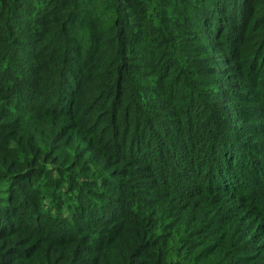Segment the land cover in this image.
<instances>
[{"label": "trees", "instance_id": "1", "mask_svg": "<svg viewBox=\"0 0 264 264\" xmlns=\"http://www.w3.org/2000/svg\"><path fill=\"white\" fill-rule=\"evenodd\" d=\"M161 5L264 58L245 0H0V264H264L250 127L161 122L147 93L179 33Z\"/></svg>", "mask_w": 264, "mask_h": 264}, {"label": "rangeland", "instance_id": "2", "mask_svg": "<svg viewBox=\"0 0 264 264\" xmlns=\"http://www.w3.org/2000/svg\"><path fill=\"white\" fill-rule=\"evenodd\" d=\"M200 1L205 3L208 0ZM245 2L252 8L261 10L255 15L256 22L259 19L264 23V0H245ZM171 8L166 10L165 5L159 8L167 13L168 18L174 20L179 31L173 40L175 50L167 55L171 58L169 62L171 68L161 67L163 62L156 67L157 70H165V73L169 70L170 76L164 79L167 82L164 95L158 97L154 91L147 92L157 106V109H154L162 114L159 120L183 122L186 119L193 122L195 119V122L207 121L210 125L213 124V127L216 124L217 128L242 124L250 127L248 131L252 141L259 145V150H264V77L259 80L256 78L258 73L264 75V69H260L264 58L251 67L252 58L249 52L252 47L251 41L234 42L230 35L224 38L212 27L202 23H192L185 20L182 15L181 17L171 15ZM168 27L170 28L169 24ZM253 31L254 26L252 28L249 25L245 29L235 28L234 38L238 36L240 40L243 37L249 39L254 35ZM193 80L200 82L196 83ZM152 85L153 82L150 83V86ZM191 90L196 92V98L190 95ZM167 94H170V97ZM228 98L232 99L228 101ZM236 112L240 113L238 117L235 115ZM202 116L205 117L202 119ZM149 180L143 181L150 183ZM44 191L43 210L57 214V209L49 197V190ZM69 196L71 193L64 194V197L70 198L71 202H76L74 197ZM67 202L69 205L70 202ZM63 211L64 216L69 218L66 214L70 211L68 207H64ZM75 230H78V227Z\"/></svg>", "mask_w": 264, "mask_h": 264}]
</instances>
